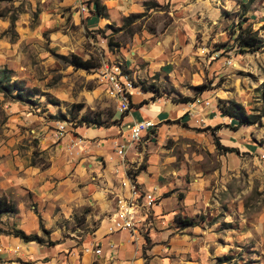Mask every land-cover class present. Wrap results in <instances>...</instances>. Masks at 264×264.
Masks as SVG:
<instances>
[{
    "label": "rangeland",
    "instance_id": "1",
    "mask_svg": "<svg viewBox=\"0 0 264 264\" xmlns=\"http://www.w3.org/2000/svg\"><path fill=\"white\" fill-rule=\"evenodd\" d=\"M104 1L98 13L94 0H0L7 88L0 90V161L28 155L37 165L49 162L46 128L56 149L88 168L77 158L76 130L118 124L117 99L103 75L130 80L135 95L147 91L146 103L162 97L185 112L131 143L120 158L128 161L109 167L114 175L99 161L79 209L57 220L64 236L91 233L101 217L111 218L125 190L121 169L133 175L151 164L153 184L138 190L152 191L159 207H143L134 229L113 231L142 247V264H264V0H127L134 7L121 16ZM242 28L260 42L241 47L235 37ZM73 55L90 66L73 65ZM222 99L236 102L241 122L220 111ZM2 182L0 196L16 208L21 197L35 212L37 227L25 232L46 243L59 227L46 225L29 188L6 191ZM15 212L0 211V264H40L2 241L21 229ZM162 231L167 239L154 241ZM92 243L84 250L96 248Z\"/></svg>",
    "mask_w": 264,
    "mask_h": 264
},
{
    "label": "crops",
    "instance_id": "2",
    "mask_svg": "<svg viewBox=\"0 0 264 264\" xmlns=\"http://www.w3.org/2000/svg\"><path fill=\"white\" fill-rule=\"evenodd\" d=\"M104 2L109 10L111 9L119 16L131 11L134 7L127 0H113L110 3L105 0ZM135 92L137 93L136 95L134 90H132L130 96L133 105L125 112L118 111V124H112L108 127L78 126L76 131L82 135V139L77 142L75 150L77 158L85 159L89 166L88 168L83 166L80 169L77 164L78 159L73 160V156L68 155L64 150L56 149L54 142L50 141L52 136H50L51 134L46 128L44 129L46 135L43 138L45 144L42 149L49 151V162L37 165L31 162L28 155L24 158H19L20 160L16 162L18 165L0 161V179L3 180V189L7 191L16 186L19 187V191L23 192L29 188L34 200L38 201V209L42 213V219L46 225L48 227L53 225L59 227L51 229L49 232L50 237L46 243H39L38 245L33 240L24 241L14 234L4 235L6 239L2 241L6 240L10 244H19L20 249L16 253L21 254L24 259H41L40 264L143 263L142 247H140V251L135 250L132 243L127 241L125 232L106 231V225L110 217H101L97 229H94L91 233L89 231L84 232L82 235H76V232L73 231L70 235L64 236L63 233L65 231L63 232L60 228L62 226L57 223V220L62 218H70L72 213L79 209V204L84 201V191L90 190L89 184L91 181L89 179L94 176L93 171L98 167L99 161L104 163V168L107 169L106 173L109 174H113L112 170H108L110 166H113V168L116 166L121 167L128 161L120 159L122 156L114 148H119L122 143L126 142L129 125L132 122L143 119H151L154 122L152 127L141 131L140 137H142L154 126L160 127L164 124L163 120L170 114H183L185 112L184 106H176L170 100L162 97L158 99L159 101L156 99L148 103L146 101L142 102V100H147L148 98L147 91L140 90ZM135 147L136 144L128 149L129 159H132V152L136 149ZM150 167H152L151 164H147L145 168L142 166L135 175L137 184L143 183L144 188L150 187L154 181L152 180L153 174H149L150 172L148 171ZM121 171L124 176L123 168ZM100 172L105 173L102 170ZM81 182H84L85 186H80ZM13 199L15 198L13 197ZM158 200L159 198H156L152 203L151 207L153 209L159 207V204H156ZM16 201L17 211L13 216L15 217V226L20 227L24 231L35 229L37 227L35 212L29 208L23 198L20 197ZM113 208L115 210V205ZM73 234H75V237ZM168 235L169 231H162L155 234L153 240L162 242L167 239ZM93 241H96L97 245L95 247L101 248L99 253H95L92 250V246L90 249L84 250V247L92 245ZM155 245L157 243L152 246ZM150 249L152 250V247L148 248V251ZM11 257L14 256L11 254L8 256V260ZM8 262L12 261L9 260ZM162 263L166 264L165 261Z\"/></svg>",
    "mask_w": 264,
    "mask_h": 264
},
{
    "label": "built area",
    "instance_id": "3",
    "mask_svg": "<svg viewBox=\"0 0 264 264\" xmlns=\"http://www.w3.org/2000/svg\"><path fill=\"white\" fill-rule=\"evenodd\" d=\"M109 81L108 91L117 99V108L120 112H125L130 108L129 98L133 84L130 80L118 79L114 74L105 71L103 75ZM154 122L151 119H143L132 122L129 125V137L126 142L122 143L117 152L124 157L126 148L135 140L140 138L141 131L145 128L152 127ZM121 185L125 186V190L121 191L115 201V211L110 218L107 226L108 232L119 229H134L139 216V211L145 207L149 209L156 197L152 191L144 192L140 195L138 184L134 175L124 170V176L121 179ZM140 198V201H139ZM95 253L101 251L100 247L92 249Z\"/></svg>",
    "mask_w": 264,
    "mask_h": 264
},
{
    "label": "trees",
    "instance_id": "4",
    "mask_svg": "<svg viewBox=\"0 0 264 264\" xmlns=\"http://www.w3.org/2000/svg\"><path fill=\"white\" fill-rule=\"evenodd\" d=\"M95 5H96V10L98 13H101V9L104 7V5L100 2V0H94ZM247 28H242V30L237 34V36L235 37V39L237 40V42L239 43V45L241 47H254L256 46V44L258 42H260L258 36H256L253 33L247 32L246 34H243V31L246 30ZM71 63L75 66H79V67H84L87 68L90 66V64L88 63L87 60L81 59L79 57H77L76 55H73V58L71 60ZM2 74L3 76H1L2 78L5 77V69H2ZM8 79V77H6ZM5 79H0V90L3 91L4 93L7 92V88L4 84ZM15 82H12V84H14ZM223 100V99H222ZM221 100V101H222ZM146 100H142V102H145ZM224 101L222 103L218 104V108L220 109V111L226 115L229 116H234L237 117L239 119V122H241L243 120V118L240 115H236L233 107H235V101H231V100H227V104H224ZM129 105L132 106L133 103L131 102L130 98H129ZM97 123V122H96ZM98 124V123H97ZM137 174V171L133 172V175L135 176ZM17 210L16 206L14 203H12L9 199H7L4 195L0 196V211H8V212H15ZM14 235L19 236L21 239H23L24 241H29V240H37L39 241V238L36 234L34 233H27L22 229H14L13 230Z\"/></svg>",
    "mask_w": 264,
    "mask_h": 264
}]
</instances>
